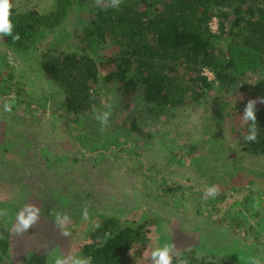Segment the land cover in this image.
<instances>
[{
	"label": "rangeland",
	"instance_id": "rangeland-1",
	"mask_svg": "<svg viewBox=\"0 0 264 264\" xmlns=\"http://www.w3.org/2000/svg\"><path fill=\"white\" fill-rule=\"evenodd\" d=\"M92 2L74 0L64 22L38 36V49L27 58L0 38V83L10 87L1 91L0 84V209L9 213L0 221L10 229L19 208L31 203L40 209L27 232L10 231L4 264H54L58 254H81L99 215H114L124 225L147 224L149 242L136 264H151V249L164 242L217 263L249 264L253 256L264 262V154L244 149L234 128L240 93L216 86L199 102L153 113L141 102L120 106L99 83L88 116L94 123L60 107L62 94L35 56L78 46ZM10 3L19 12L55 8V0ZM245 83L251 84L250 77ZM108 105L111 116L102 126L95 116ZM131 118L141 134L125 125ZM212 186L216 195L206 196ZM57 212L71 217L70 237L60 235Z\"/></svg>",
	"mask_w": 264,
	"mask_h": 264
},
{
	"label": "trees",
	"instance_id": "trees-1",
	"mask_svg": "<svg viewBox=\"0 0 264 264\" xmlns=\"http://www.w3.org/2000/svg\"><path fill=\"white\" fill-rule=\"evenodd\" d=\"M73 2L55 0L47 14L11 9L13 33L20 39L4 37L6 46L27 58L38 49L36 38L61 25ZM85 8L89 21L79 29L78 46L35 56L62 94L60 107L74 119L94 123L88 116L98 102L99 83L120 106L141 102L153 113L199 102L217 86L226 94L240 93L232 112L234 128L244 149L264 154V104L256 105L255 142L244 140L249 124L241 119L250 97L264 98V0H122L115 9L107 7V0L99 5L95 0ZM212 18L216 32L208 26ZM247 77L252 86L245 83ZM6 79L11 86L13 74ZM3 83L1 91L9 90ZM127 124L142 133L137 119ZM97 220L81 254L91 256L92 264H136L149 242L147 224L124 225L114 215ZM10 245V229L0 221V264L9 258ZM181 254L188 264H227L198 258L194 249Z\"/></svg>",
	"mask_w": 264,
	"mask_h": 264
},
{
	"label": "clouds",
	"instance_id": "clouds-1",
	"mask_svg": "<svg viewBox=\"0 0 264 264\" xmlns=\"http://www.w3.org/2000/svg\"><path fill=\"white\" fill-rule=\"evenodd\" d=\"M97 4H101L102 0H96ZM122 0H107V7L119 8ZM13 7L10 0H0V38L10 36L13 42L20 39L19 33H13V24L10 20L11 8ZM264 104V98L257 97L255 99H248L242 113V121L249 124L248 132L244 136L247 142H255L257 139V107L256 105ZM106 111L98 112L95 118L101 125H107L111 116V106H107ZM10 105H5V111H10ZM217 189L215 186L209 187L205 191L206 196H215ZM7 209H0V219L8 216ZM89 216L88 206L86 205L82 210V218L87 220ZM40 218V209L35 204H25L15 212L14 223L11 224L10 231L16 235H22L38 223ZM54 221L56 226L60 229V235L67 238L71 236V229L69 224L71 217L66 212H57L54 214ZM174 257L178 258L176 264H188L181 252L175 250V244L172 242H164L157 244L150 251L149 259L151 264H174ZM54 264H92V257L83 255L77 252H68L66 254H58L54 257ZM249 264H264L259 257H250Z\"/></svg>",
	"mask_w": 264,
	"mask_h": 264
},
{
	"label": "built area",
	"instance_id": "built-area-1",
	"mask_svg": "<svg viewBox=\"0 0 264 264\" xmlns=\"http://www.w3.org/2000/svg\"><path fill=\"white\" fill-rule=\"evenodd\" d=\"M208 26H209L211 32H216L217 31V19L212 18L211 21L209 22Z\"/></svg>",
	"mask_w": 264,
	"mask_h": 264
}]
</instances>
